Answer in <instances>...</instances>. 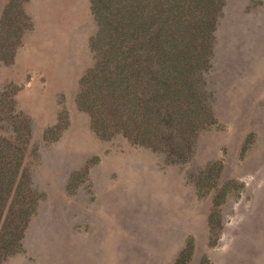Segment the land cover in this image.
<instances>
[{
    "label": "rangeland",
    "instance_id": "obj_1",
    "mask_svg": "<svg viewBox=\"0 0 264 264\" xmlns=\"http://www.w3.org/2000/svg\"><path fill=\"white\" fill-rule=\"evenodd\" d=\"M8 1L0 28L22 30L0 55V136L18 138L39 194L23 250L0 264H264V0H224L209 111L192 106L202 124L176 160L90 126L76 98L94 63L88 0H15L24 18L4 17Z\"/></svg>",
    "mask_w": 264,
    "mask_h": 264
},
{
    "label": "trees",
    "instance_id": "obj_2",
    "mask_svg": "<svg viewBox=\"0 0 264 264\" xmlns=\"http://www.w3.org/2000/svg\"><path fill=\"white\" fill-rule=\"evenodd\" d=\"M88 3L96 20L90 37L94 63L80 76L76 98L88 111L90 126L102 137L120 134L176 160L180 145L190 147L202 124L192 106L209 111L202 104L208 95L203 72L224 0ZM15 6L26 17L15 0L6 3L4 17ZM6 26L0 28V40L10 34L12 39L0 42V55H12L22 30V25ZM13 137L0 136V262L23 250L22 239L36 212L32 195L39 194L20 167L21 146ZM12 146L17 156L7 152Z\"/></svg>",
    "mask_w": 264,
    "mask_h": 264
}]
</instances>
